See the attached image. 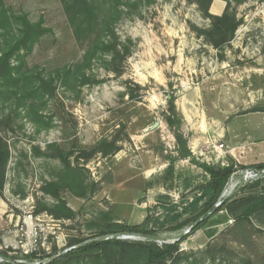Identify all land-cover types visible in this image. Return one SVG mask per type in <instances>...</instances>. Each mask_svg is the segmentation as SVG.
<instances>
[{
  "label": "rangeland",
  "instance_id": "374dc122",
  "mask_svg": "<svg viewBox=\"0 0 264 264\" xmlns=\"http://www.w3.org/2000/svg\"><path fill=\"white\" fill-rule=\"evenodd\" d=\"M225 2L238 29L221 49L204 36L212 21L197 0L144 1L137 12L122 7L115 28L131 53L118 76L107 67L108 55L84 64L86 44L75 38L60 0H4L16 15L48 29L22 72L51 84L45 102L35 100L34 115L29 96L19 103L15 94L0 95V133L10 151L0 193V252L14 264H46L109 230L141 225L148 216L163 220L174 205L181 212L210 180L201 164L233 168L224 198L264 193V170L254 169L264 164V0ZM68 66H78L73 72L89 81L83 76L63 85ZM171 96L181 126L168 123L177 119ZM179 128L188 132L187 161L173 134ZM59 152L86 185L83 196L75 193L80 188L60 191L72 218L53 213L60 200L43 190L64 169ZM243 208L233 207L228 225L213 238L204 229L189 235L181 264H264V207L240 223ZM28 212L50 223L58 237L26 254L20 242ZM189 229L165 232L157 242L174 243ZM82 260L90 264L91 255ZM108 264L122 262L114 255Z\"/></svg>",
  "mask_w": 264,
  "mask_h": 264
},
{
  "label": "trees",
  "instance_id": "16d2710c",
  "mask_svg": "<svg viewBox=\"0 0 264 264\" xmlns=\"http://www.w3.org/2000/svg\"><path fill=\"white\" fill-rule=\"evenodd\" d=\"M67 20L74 31L77 40L86 44L84 64L91 66L95 59H103L104 55L110 56L107 67L116 75L123 74L122 64L130 55L128 45L120 41L116 24L125 13L122 7L129 10L139 9L144 1L150 0H60ZM200 8L204 10L205 16L212 21V29L204 34L206 40L216 49H221L229 44L238 29L233 14L226 8L222 16H214L210 13V6L214 0H197ZM227 1V0H224ZM205 6L203 7V5ZM128 10V11H129ZM48 33L42 22H32L28 15H16L10 8H7L4 0H0V95L10 92L17 95L19 103L33 100L30 108L37 113L35 100L42 104L45 102V95L48 93L51 84L45 78H34L22 72L26 65V59L33 52L36 44ZM128 43H132L128 41ZM77 67H66L61 72L63 85L67 86L72 79L75 81L80 77H85L84 82L89 81L85 74L73 72ZM31 83V84H30ZM31 87V89H30ZM21 95V96H19ZM31 99H29V97ZM171 112L175 121L168 118L170 126H181L178 119L175 97L169 99ZM23 105V104H22ZM37 115V114H36ZM38 117L39 114H38ZM3 128V126H0ZM178 145L180 158L191 159L192 152L188 146V139L184 136L181 128L173 132ZM58 158L64 164L63 171L59 174L58 180L49 182L43 188L44 192L60 200L53 213L63 214L68 218L74 217V212L70 210L61 199L60 191L64 188H80L75 192L80 196L84 195L86 185L80 178L79 169L72 165L68 155L59 152ZM10 158L9 146L0 133V193L5 182L7 165ZM210 180L201 185L197 190L199 195H195L192 202L187 203L182 211L179 205H174L163 220L148 216L144 223L123 229L109 230L100 235L101 238L91 242H80L77 248L61 255L46 264H86L83 263L82 256L91 255L90 264H106L104 261H111L114 255H118L122 264H181L184 257L181 256V244L195 231L204 229L209 238H213L219 227L228 225L231 220V209L235 206L244 207L242 216L236 221L245 223L260 208L264 207V193L247 195L234 200L223 197L234 170L229 167H217L201 164ZM258 173L264 170V164L255 166ZM264 176V174H263ZM64 182V183H63ZM260 181L256 182L259 186ZM222 203L220 206H217ZM43 211V210H42ZM60 211V212H58ZM172 212V213H171ZM191 214L188 218L184 215ZM192 228L190 233L181 237H176L174 243L164 242L159 245L163 233H183L184 230ZM136 234L145 238V241L130 242L119 239L116 233ZM0 256L6 259L5 263L14 264V259L0 252ZM33 260L35 255L27 256ZM108 260V261H107ZM22 264V263H21ZM88 264V263H87Z\"/></svg>",
  "mask_w": 264,
  "mask_h": 264
},
{
  "label": "built area",
  "instance_id": "2783aa9c",
  "mask_svg": "<svg viewBox=\"0 0 264 264\" xmlns=\"http://www.w3.org/2000/svg\"><path fill=\"white\" fill-rule=\"evenodd\" d=\"M54 229L55 228H51L50 223L34 217L31 212H28L23 219L22 231H24L26 240L25 242H20L22 244L21 249L24 250L26 254L37 251L36 248L39 244L49 242V236L58 237ZM5 262L6 259L0 256V264Z\"/></svg>",
  "mask_w": 264,
  "mask_h": 264
},
{
  "label": "crops",
  "instance_id": "0c3cea01",
  "mask_svg": "<svg viewBox=\"0 0 264 264\" xmlns=\"http://www.w3.org/2000/svg\"><path fill=\"white\" fill-rule=\"evenodd\" d=\"M227 8V3L224 0H214L210 6V13L214 16H222ZM183 132L188 135L187 130H183ZM192 137L189 138L190 144H193ZM191 147V146H190ZM187 161V159H184ZM180 163H186L183 161H180Z\"/></svg>",
  "mask_w": 264,
  "mask_h": 264
},
{
  "label": "water",
  "instance_id": "95a60500",
  "mask_svg": "<svg viewBox=\"0 0 264 264\" xmlns=\"http://www.w3.org/2000/svg\"><path fill=\"white\" fill-rule=\"evenodd\" d=\"M223 197H224V194H223ZM221 204H222V203H219L217 206H220ZM191 229H192V228H190V229H189L186 233H184L183 235H187L188 233H190ZM181 236H182V235H179V236H177V237H181ZM76 248H77V247L72 248L71 250L76 249ZM71 250H70V251H71ZM67 252H68V251H67ZM67 252H66V253H67Z\"/></svg>",
  "mask_w": 264,
  "mask_h": 264
}]
</instances>
